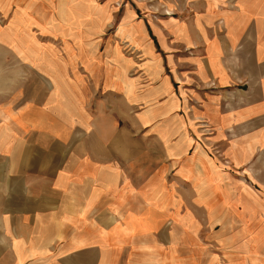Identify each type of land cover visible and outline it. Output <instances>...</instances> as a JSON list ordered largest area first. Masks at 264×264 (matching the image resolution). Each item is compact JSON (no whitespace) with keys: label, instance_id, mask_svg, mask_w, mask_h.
Here are the masks:
<instances>
[{"label":"crops","instance_id":"obj_1","mask_svg":"<svg viewBox=\"0 0 264 264\" xmlns=\"http://www.w3.org/2000/svg\"><path fill=\"white\" fill-rule=\"evenodd\" d=\"M16 1L0 0V264H185L191 237L231 234L264 198V0L154 24L167 67L147 83L61 39L66 5Z\"/></svg>","mask_w":264,"mask_h":264},{"label":"rangeland","instance_id":"obj_2","mask_svg":"<svg viewBox=\"0 0 264 264\" xmlns=\"http://www.w3.org/2000/svg\"><path fill=\"white\" fill-rule=\"evenodd\" d=\"M17 0L16 3H25ZM31 1V0H30ZM47 5L44 15L47 19L56 14L60 5H66L61 12V39H90L85 53L93 57L106 55L109 67L123 66V60L116 55L125 54L126 67L131 70L130 78L137 77L141 83L149 80V71L167 67L164 41L153 32V25L183 15L182 9L193 0H32ZM207 1V0H206ZM11 15V13H10ZM9 13L0 9V39L7 38ZM57 16V14H56ZM47 25H50L47 24ZM58 25V26H59ZM53 27V26H50ZM71 27V28H70ZM68 29V30H67ZM142 39H135L138 31ZM29 36L35 39L37 36ZM47 39H53L51 37ZM135 39V40H134ZM69 53L73 46L63 50ZM59 46H62L59 47ZM69 47V46H68ZM1 52V51H0ZM155 53L159 60L155 59ZM2 54H0V58ZM128 60L131 65L127 66ZM4 62L0 60V64ZM246 206V205H244ZM246 217L232 223L231 234L208 230V234L191 237L189 250L184 252L185 264H264V198L255 199ZM224 223V222H223ZM222 223V224H223Z\"/></svg>","mask_w":264,"mask_h":264}]
</instances>
